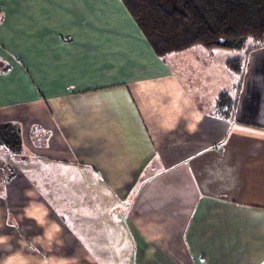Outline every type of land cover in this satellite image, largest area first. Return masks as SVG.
Here are the masks:
<instances>
[{
	"label": "crops",
	"instance_id": "0c3cea01",
	"mask_svg": "<svg viewBox=\"0 0 264 264\" xmlns=\"http://www.w3.org/2000/svg\"><path fill=\"white\" fill-rule=\"evenodd\" d=\"M215 50L158 56L122 0H0V264H264V44Z\"/></svg>",
	"mask_w": 264,
	"mask_h": 264
},
{
	"label": "trees",
	"instance_id": "16d2710c",
	"mask_svg": "<svg viewBox=\"0 0 264 264\" xmlns=\"http://www.w3.org/2000/svg\"><path fill=\"white\" fill-rule=\"evenodd\" d=\"M155 53H171L201 46L208 50H251L264 44V0H122ZM252 42V45L249 44ZM240 74L244 57L226 61ZM235 98L221 91L216 110L232 116ZM0 126V141L12 152L20 150L21 135L16 126Z\"/></svg>",
	"mask_w": 264,
	"mask_h": 264
},
{
	"label": "rangeland",
	"instance_id": "374dc122",
	"mask_svg": "<svg viewBox=\"0 0 264 264\" xmlns=\"http://www.w3.org/2000/svg\"><path fill=\"white\" fill-rule=\"evenodd\" d=\"M249 43H251V41H249ZM215 51H216V54L219 57H222V58H235V57L243 56L245 54V51H237V50H222V49H216ZM261 53L264 54V51L261 52ZM191 58L189 57V59L187 60V63L190 64V65H192L194 63V59H191ZM249 70H250V67L248 68V71ZM235 77H238V79H239V81L237 83V86H239L238 84L241 85V81H240L241 76L238 75V76H235ZM235 105H236V102H235Z\"/></svg>",
	"mask_w": 264,
	"mask_h": 264
}]
</instances>
